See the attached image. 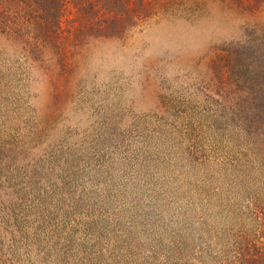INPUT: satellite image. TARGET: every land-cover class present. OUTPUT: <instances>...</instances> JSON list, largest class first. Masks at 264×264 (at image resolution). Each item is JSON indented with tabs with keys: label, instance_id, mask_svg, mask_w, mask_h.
Here are the masks:
<instances>
[{
	"label": "rangeland",
	"instance_id": "1",
	"mask_svg": "<svg viewBox=\"0 0 264 264\" xmlns=\"http://www.w3.org/2000/svg\"><path fill=\"white\" fill-rule=\"evenodd\" d=\"M155 1L61 62L0 43V264H215L250 231L255 157L213 62L243 13L168 18ZM239 1L264 24V0Z\"/></svg>",
	"mask_w": 264,
	"mask_h": 264
},
{
	"label": "trees",
	"instance_id": "2",
	"mask_svg": "<svg viewBox=\"0 0 264 264\" xmlns=\"http://www.w3.org/2000/svg\"><path fill=\"white\" fill-rule=\"evenodd\" d=\"M155 0H0V43L29 53L27 59L43 60L49 44L58 62L66 55L65 43L79 47L88 39L121 37L124 31L152 15ZM168 18L194 19L207 17L213 6L221 15L235 19L232 6L243 14L237 17L242 33L221 47L214 60L220 81L233 90L235 111L233 128L240 127L248 140L244 157L254 155L251 189L246 192L245 206L250 212V231L229 239L227 247L215 264H264V24L254 18L259 4L245 8L239 0H182L161 2ZM66 5L72 9L71 18L64 15ZM230 12H229V11ZM250 10V11H249ZM249 11V12H247ZM244 12L249 13L244 15ZM244 15V16H243ZM199 19V18H198ZM225 19V18H223ZM65 33V34H64ZM216 74L215 76H217ZM212 92V91H211ZM224 99H231L217 93ZM232 122V121H230ZM250 162V161H249ZM239 170L240 167L238 166ZM242 168L245 165L242 164ZM245 169H242L244 171ZM236 234V233H235ZM231 246V248H230Z\"/></svg>",
	"mask_w": 264,
	"mask_h": 264
}]
</instances>
